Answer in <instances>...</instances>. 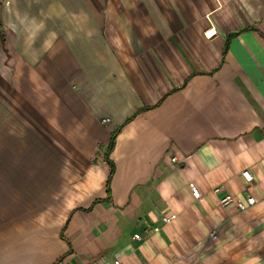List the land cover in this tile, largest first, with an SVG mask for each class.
Here are the masks:
<instances>
[{"label": "crops", "instance_id": "0c3cea01", "mask_svg": "<svg viewBox=\"0 0 264 264\" xmlns=\"http://www.w3.org/2000/svg\"><path fill=\"white\" fill-rule=\"evenodd\" d=\"M102 262L264 264V0H0V264Z\"/></svg>", "mask_w": 264, "mask_h": 264}, {"label": "built area", "instance_id": "2783aa9c", "mask_svg": "<svg viewBox=\"0 0 264 264\" xmlns=\"http://www.w3.org/2000/svg\"><path fill=\"white\" fill-rule=\"evenodd\" d=\"M109 123H110V120L108 118H104L101 120V124L103 126H107ZM176 161L177 160L175 158V154H173V157L171 158V162H176ZM241 175L247 183H250L252 181V177L247 170H244L241 173ZM189 190H190L191 195H192L194 200H199L201 198V193L199 192V190L196 188L195 185L189 184ZM212 193L215 197H217V202H218L219 206L226 207L229 204L235 203L238 211H240V212H244L246 209H248L249 207L253 206L256 203L255 198L252 196L247 197V200L245 203L240 202V201H235L232 196H230L228 194H223L222 188H220V187H214L212 189ZM173 219H174V217H172V218L163 217L162 222L163 223H170L173 221ZM133 238L135 240H138V239H140V235H134ZM210 239L211 240L215 239V232H212L210 234ZM101 264H110V263L102 262Z\"/></svg>", "mask_w": 264, "mask_h": 264}, {"label": "trees", "instance_id": "16d2710c", "mask_svg": "<svg viewBox=\"0 0 264 264\" xmlns=\"http://www.w3.org/2000/svg\"><path fill=\"white\" fill-rule=\"evenodd\" d=\"M117 132H118V130H116L110 134L109 141H108V144L106 147V154H108L112 150Z\"/></svg>", "mask_w": 264, "mask_h": 264}]
</instances>
